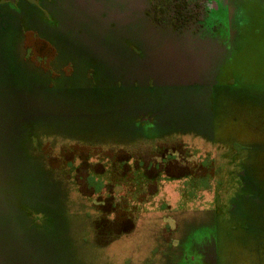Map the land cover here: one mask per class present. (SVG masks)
<instances>
[{
	"label": "rangeland",
	"instance_id": "obj_1",
	"mask_svg": "<svg viewBox=\"0 0 264 264\" xmlns=\"http://www.w3.org/2000/svg\"><path fill=\"white\" fill-rule=\"evenodd\" d=\"M0 264H264V0H0Z\"/></svg>",
	"mask_w": 264,
	"mask_h": 264
},
{
	"label": "trees",
	"instance_id": "obj_2",
	"mask_svg": "<svg viewBox=\"0 0 264 264\" xmlns=\"http://www.w3.org/2000/svg\"><path fill=\"white\" fill-rule=\"evenodd\" d=\"M227 65V68L224 69V78L216 84L213 90L215 104H213L211 113L212 122L210 131H212V133L207 139L223 151L222 158L226 159L228 163L233 166L234 169L231 168L230 174H232V176L234 175V180L237 183L238 193H236V195L238 197L243 196L244 199L247 189L252 191L253 186L257 185L256 172L254 171L255 174H250L247 157L250 156L251 152L257 151L256 147H259L263 141L262 138L259 137L261 134L256 132L258 127L255 125L253 120L248 121L245 118L242 120V117H233V114H229L227 101L228 96L233 94L232 87L230 86L231 81L235 83H244L248 78L253 80L257 79L258 76L254 72L248 74V72L243 69L240 70L233 64L231 66V60L229 58ZM219 92H222V94L225 95L226 100L225 106H223L221 110L217 111L219 108L217 107L216 97ZM239 124H241L240 127H238ZM247 133L250 135V139L248 140ZM111 140L113 142V139ZM94 142L91 145H94ZM106 142L108 143L110 141L106 140ZM170 142L176 143L178 141L170 140Z\"/></svg>",
	"mask_w": 264,
	"mask_h": 264
},
{
	"label": "flooded vegetation",
	"instance_id": "obj_3",
	"mask_svg": "<svg viewBox=\"0 0 264 264\" xmlns=\"http://www.w3.org/2000/svg\"><path fill=\"white\" fill-rule=\"evenodd\" d=\"M149 149V148H148ZM150 150V152H155L154 150H152V149H149ZM121 152H123V151H121ZM132 152V151H131ZM125 153V152H124ZM156 153V152H155ZM130 157H132V155H129ZM139 161V160H138Z\"/></svg>",
	"mask_w": 264,
	"mask_h": 264
}]
</instances>
